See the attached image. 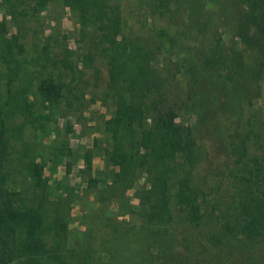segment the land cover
I'll return each mask as SVG.
<instances>
[{"label":"trees","instance_id":"1","mask_svg":"<svg viewBox=\"0 0 264 264\" xmlns=\"http://www.w3.org/2000/svg\"><path fill=\"white\" fill-rule=\"evenodd\" d=\"M51 1L1 0V5L15 27L28 14L34 17L48 9ZM116 1L62 0L75 14L77 31L92 42L86 51H80L78 62L91 64L95 71L97 62L105 65L106 89L114 107L102 133L105 184L97 190L98 202L122 208L127 192L133 190L138 201L134 212L145 220L148 236L167 231L176 218L199 229L204 224L203 206L214 191L205 179L221 176L228 169L229 175L233 171L245 182L236 202L237 219L225 222V234L212 233L211 237L218 247L232 242L228 233L261 243L264 190L253 185L254 164L241 167L240 173L231 167L228 160L233 154L226 151L229 139L224 111L234 110L237 104L250 105L254 92L248 87V78L258 81L263 77L264 0H134L132 11L137 19L153 25L145 29L146 25L139 24L135 33L124 29ZM88 29L97 36L92 37ZM19 38L0 18V264H51L50 259L69 264L56 253L65 239V225L58 222L57 215L50 219L48 213L49 204L61 197L58 192L65 187L55 182L50 191L43 164L30 151L20 159L28 189L10 186L15 154L18 158L23 151L12 141L22 125L42 129L43 139L55 137L60 131L57 120L49 122L62 99L70 102L64 95L63 73L45 71L49 68L46 62L32 71L30 61L21 60L24 46ZM249 43L258 48V60L250 67L242 47ZM51 62L56 65L57 60ZM62 63L74 69L65 55ZM181 115L186 123L179 122ZM17 117L23 121L17 123ZM263 137L264 118L252 123L242 137L241 156L256 155L257 149L251 150L250 144H258ZM213 139L220 143L212 145ZM94 145L99 147L97 142ZM53 147L66 175L72 170L85 172L88 186H96L89 152L83 156V170L65 157L62 147ZM219 150L226 154L224 166L210 167ZM261 154L263 158V150ZM199 166L204 175L195 174ZM191 243L201 247V242ZM260 254L264 256V248ZM225 263L237 264L233 258ZM85 264L97 263L86 257ZM196 264L215 262L202 259Z\"/></svg>","mask_w":264,"mask_h":264},{"label":"rangeland","instance_id":"2","mask_svg":"<svg viewBox=\"0 0 264 264\" xmlns=\"http://www.w3.org/2000/svg\"><path fill=\"white\" fill-rule=\"evenodd\" d=\"M117 1L123 24L125 22L124 29H130L135 33L138 32L139 24L146 25L145 29L153 26L151 21L144 23L142 19H137L136 12L132 11L134 0ZM0 18L7 22L10 32L19 34V40L24 46L21 60L30 61L32 71L36 72L41 64L46 62L49 68L45 71L63 73L62 78L66 84L64 95L70 100L68 103L62 99L56 108V114L52 115L49 122L52 124L57 120L60 129L57 136L43 139L42 129L25 123L22 125L21 133L12 141L16 149L23 151L18 154V158L15 154L14 173L10 176V186L28 189L29 180L21 172L23 166L20 159L30 151L32 155L36 152L39 156L38 160L43 164V176L48 180L50 191L55 189V182L65 187L58 192L61 197L48 206L50 219L57 215L58 222L65 225V239L60 242L61 249L56 253H59L69 264H85L86 257L97 264H185L186 262L196 264L202 259L223 264L228 258H233L237 264H264V256L260 254L264 248V240H260L259 243L258 239H246L243 235L228 233L232 242L218 247L211 237L212 233L218 236L225 234L223 229L225 222L235 223L237 219L236 202L241 197L245 182L242 183L241 176L237 179L233 171L229 175L228 169L221 176H209L205 179L208 182L207 186L214 188V191L211 192L207 204L203 206L204 224L199 229L191 228L181 219L176 218L167 231L148 236L145 220L134 212L138 201L133 196V190L127 192L129 200L126 196V203L122 208L101 205L98 202L97 190L105 184L102 153L105 141L102 133L106 120L114 110L110 94L106 89L105 65L97 62L95 71L91 64L84 66L78 62L80 51H86L92 42L88 38L83 39V35L77 31L79 24L75 14L63 6L62 0L51 1L48 9L39 15L32 17L28 14L25 21L15 27L0 0ZM156 23L160 25L159 21ZM252 31L253 27L249 35ZM87 32L92 37L97 36L93 29H88ZM242 47L247 64L249 67L254 66L258 60V48L253 43ZM64 55L73 65V70L64 67L62 63ZM51 60H57L56 65H51ZM73 76L75 79L72 78ZM248 79L250 80L247 81L248 87L254 92L250 95L251 104H245L243 107L237 104L234 110L224 111L225 131L229 139L226 151L232 152V159L228 161L238 173L242 171L241 167L247 169L249 165L254 164L253 185H259L260 190L263 191L264 186L261 187V184L264 183V157L262 158L261 152L264 151V137L258 144H250L251 150L257 149L256 155L252 154L250 158L247 156L244 158L241 152L239 153L243 147L242 137L250 131L251 124H258L259 120L264 118V74L258 81L252 77ZM16 121L20 123L23 118L17 117ZM179 122L186 123V117L181 115ZM96 142L99 147L94 145ZM210 142L212 145L215 142L220 143L216 139ZM53 146L62 147L65 157L75 162L76 168L83 170L85 165L83 156L89 152L92 165L90 174L97 179L96 186L95 184L88 186L86 182L88 175L85 172L75 174L72 170L66 175L64 164H60ZM218 152L220 155L213 158L210 167L224 166L226 154L223 150ZM202 173L204 175L205 171L199 166L195 174L202 175ZM245 174L249 175V173ZM28 194H31V190ZM175 212L178 213L176 210ZM192 241L201 242L199 245L201 247L193 245ZM220 258L223 259L220 261ZM49 261L51 264H62L59 260ZM225 262L224 264H227Z\"/></svg>","mask_w":264,"mask_h":264}]
</instances>
